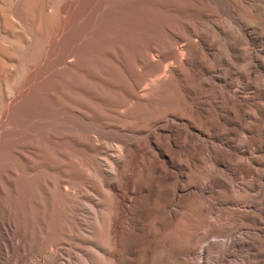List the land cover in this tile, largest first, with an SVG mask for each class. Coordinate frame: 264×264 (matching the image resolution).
Segmentation results:
<instances>
[{"label":"rangeland","instance_id":"rangeland-1","mask_svg":"<svg viewBox=\"0 0 264 264\" xmlns=\"http://www.w3.org/2000/svg\"><path fill=\"white\" fill-rule=\"evenodd\" d=\"M115 1L0 0V264H106V256L124 264H264V0H131L133 20L116 18L124 0ZM81 27L95 36L107 29L106 37L126 28L138 48L124 47L122 67L109 37L99 48L78 37ZM93 77L137 95L143 86L129 77L152 81L151 89L159 79L169 85L159 87L160 117L148 126H101L107 138L127 137L137 173L123 183L126 157L112 139L91 134L95 170L65 197L51 188L60 195L48 214L45 161H31L39 174L24 159L22 171H10L12 143L34 142L15 130L37 116L39 86L57 89L66 78L77 97L80 81L93 90ZM108 181L129 216L117 236Z\"/></svg>","mask_w":264,"mask_h":264},{"label":"bare ground","instance_id":"bare-ground-1","mask_svg":"<svg viewBox=\"0 0 264 264\" xmlns=\"http://www.w3.org/2000/svg\"><path fill=\"white\" fill-rule=\"evenodd\" d=\"M84 1L86 2V0ZM114 2L116 1L114 0ZM134 5L135 4L133 1L131 2V0H124L119 3L117 7L114 6V9L117 11L116 13L119 12L118 17L116 15V18L126 17L127 19L133 20L135 16L134 13H136L134 12ZM83 10L85 11V9ZM83 10L78 15V21L83 19V14L85 13ZM87 13L88 12H86V14ZM92 16L93 20L99 19L97 12L93 13ZM87 25H90V23L85 24V26ZM88 27L86 28L87 30H84L82 27L79 28L82 31L78 32V37L80 39L86 38L87 40L94 38L96 40H94L95 45L103 49L105 48L104 39L109 37L111 39H109L110 45H112L119 53V56L112 55L114 60L118 62L120 66L125 67L123 60L124 47L127 46L135 52L139 45L137 36L123 27L116 29L115 32H112L111 35L107 37V29L103 31L101 30L98 36L92 34V31L89 35ZM93 80L94 87L92 91L88 88L84 81H80L78 83L77 87L80 95L77 97L69 94L71 83L66 78H62L61 83L63 86H60L57 89V83H55L53 86H39L34 92V98L32 102L34 109L37 110V116L33 119L31 118L32 116L29 117L31 114L30 113L27 118L25 117L26 119L29 118L28 123L27 121L25 124L23 123V121L26 120L24 118L25 120H21L15 130V136L30 134L33 137L34 142L30 145H25L21 140H15L12 143L11 148L16 158V162L10 168V171L12 174L22 171L19 170L20 164L18 165L17 162H19L20 159H24L29 163L28 170L30 173L39 174L38 166H36L31 161L36 158H40L45 161L47 169L44 173H47V176H42H46L43 179L40 176V178L43 180L42 187L44 188L48 200V214L57 203L56 202L54 204L55 197L60 195L58 193V195H56V191L52 192L51 188L58 189L60 192L66 191L65 189L67 187L71 188L72 191L78 190L81 186V183L87 181L88 174L95 170L97 163L94 157L95 154L98 153V149H96V147H94L89 140L91 134H94L92 137H104L109 140L112 139L114 142H116L115 145L119 157L121 158L122 155L126 157V160L122 161L121 167L123 183L128 181L129 176L135 174V149L133 148L132 144L128 142L127 137L122 138L112 135L110 138H107L103 134L101 126L107 124L108 121H112L113 123H116L120 129L128 130V133L148 126L153 118L160 115V111L154 106V103L159 104V101L161 102L162 97L160 96L161 91L159 87L169 85L168 79H159L158 84H156L158 87L151 89V87L155 86L152 81L147 82L148 80H144L143 78L136 79L134 77H129L132 85L137 86L142 84L143 86L142 94L137 95L133 91L122 89L123 85L121 86L117 84L116 82L110 80L109 77H93ZM104 89L109 90L110 93L105 92ZM181 103L183 105V102ZM161 105L163 104H160L159 106ZM114 107L121 108V113L118 114L119 116L113 115V113H115ZM28 113L26 111V115ZM34 113L35 112H33V115H35ZM128 138H131L133 141H135V139H133V137L130 135ZM131 143L134 144V142ZM44 161L42 162L44 163ZM114 163L117 165L118 162L114 160ZM141 169L144 170L145 167L143 166ZM141 169L138 171L140 172ZM81 170H85L84 178L82 177ZM55 176H59V178H56ZM73 177L80 179L77 180L79 181V184L77 182V184H75ZM132 182L133 186L136 188L137 184H135L134 179ZM106 183L107 187L115 197V202L117 201V205L115 207L116 217L113 218L112 224V228L115 229L114 233L117 236V229L122 227V224L125 221V216L127 215L123 214L124 210L119 201V195L116 194L117 191L115 192L112 184H110L109 181ZM140 186H143V184L141 183ZM147 187L148 186H145V188ZM63 192L62 196L65 197ZM129 213L131 217L132 213L130 211ZM107 220L109 221V216L106 219V225L108 224ZM107 236L109 237V232H107ZM166 240L167 238L164 235L163 241ZM111 257L112 256L105 257L106 264H124L123 258H121V261L117 259L113 261ZM140 262H142V258Z\"/></svg>","mask_w":264,"mask_h":264}]
</instances>
